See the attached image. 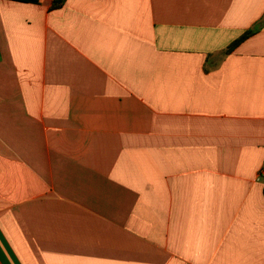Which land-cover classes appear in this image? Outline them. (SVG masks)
I'll list each match as a JSON object with an SVG mask.
<instances>
[{
  "label": "crops",
  "instance_id": "crops-1",
  "mask_svg": "<svg viewBox=\"0 0 264 264\" xmlns=\"http://www.w3.org/2000/svg\"><path fill=\"white\" fill-rule=\"evenodd\" d=\"M40 1L0 0V264H264V0Z\"/></svg>",
  "mask_w": 264,
  "mask_h": 264
},
{
  "label": "trees",
  "instance_id": "trees-1",
  "mask_svg": "<svg viewBox=\"0 0 264 264\" xmlns=\"http://www.w3.org/2000/svg\"><path fill=\"white\" fill-rule=\"evenodd\" d=\"M14 1H19V2H30V3H36L39 4L41 3L40 0H14ZM65 0H54L53 5H52V10H57L61 8L64 4ZM256 32L254 30H250L245 32L240 38H238L236 41H234L226 50V54H230L233 52L239 45H241L244 41L249 39L252 35H254Z\"/></svg>",
  "mask_w": 264,
  "mask_h": 264
},
{
  "label": "built area",
  "instance_id": "built-area-1",
  "mask_svg": "<svg viewBox=\"0 0 264 264\" xmlns=\"http://www.w3.org/2000/svg\"><path fill=\"white\" fill-rule=\"evenodd\" d=\"M257 179H258L259 181H261L262 179H264V168L260 170Z\"/></svg>",
  "mask_w": 264,
  "mask_h": 264
}]
</instances>
